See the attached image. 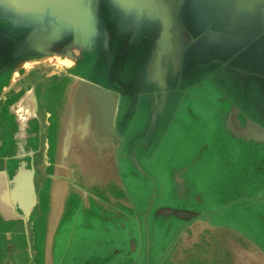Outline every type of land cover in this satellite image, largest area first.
<instances>
[{"label":"water","instance_id":"95a60500","mask_svg":"<svg viewBox=\"0 0 264 264\" xmlns=\"http://www.w3.org/2000/svg\"><path fill=\"white\" fill-rule=\"evenodd\" d=\"M42 65L0 200L34 264H264V0H0V95Z\"/></svg>","mask_w":264,"mask_h":264},{"label":"flooded vegetation","instance_id":"af4514ba","mask_svg":"<svg viewBox=\"0 0 264 264\" xmlns=\"http://www.w3.org/2000/svg\"><path fill=\"white\" fill-rule=\"evenodd\" d=\"M37 76L38 71H32L26 77H34L35 80L27 82L21 79L17 88L18 83L0 96V200L4 195L6 179L11 178L20 161H26L27 167L30 164L40 167L43 163L41 149L46 125L43 116L33 117L22 123L18 122L9 109L22 94L25 85L40 83L46 78L44 75ZM31 238L29 223L14 216L10 208H5L4 212L0 210V264H15L16 257L19 258L27 249H30L31 262Z\"/></svg>","mask_w":264,"mask_h":264},{"label":"rangeland","instance_id":"374dc122","mask_svg":"<svg viewBox=\"0 0 264 264\" xmlns=\"http://www.w3.org/2000/svg\"><path fill=\"white\" fill-rule=\"evenodd\" d=\"M128 67H131V66H128ZM62 70L59 68V67H55V66H41L39 67L38 69V76L42 77L43 75L45 74H50V73H59L61 72ZM37 76V77H38ZM36 77V78H37ZM35 80L34 77H26L24 78L22 81H27V82H30V81H33ZM19 84V83H18ZM17 84V85H18ZM193 107L195 108H200L202 110V114L204 115V110L203 108H201L202 106L201 105H198V103H194ZM188 123V128L192 127L191 130H194L196 131L197 128H201L202 125H198L197 123L191 121V120H188L186 121ZM187 136L185 134V132H180V131H176L175 132V142L179 141V142H182L184 140H186ZM173 147L175 148V144L173 145ZM241 219V218H240ZM243 219V218H242ZM238 220L236 223L240 224L241 226H244V222L243 220ZM97 234H95L94 232L91 234L90 232L89 233H85L83 234V237L85 239H87L89 236H91L92 238L96 237ZM57 252H58V248H59V245H62V240L61 239H58V243H57ZM29 252H30V249H27L26 252H24L19 258L16 257V259L14 260L15 261V264H34V262H36L38 259H34V257L32 256L31 258V262L29 260L30 256H29ZM81 259V258H79ZM69 264V263H68Z\"/></svg>","mask_w":264,"mask_h":264},{"label":"crops","instance_id":"0c3cea01","mask_svg":"<svg viewBox=\"0 0 264 264\" xmlns=\"http://www.w3.org/2000/svg\"><path fill=\"white\" fill-rule=\"evenodd\" d=\"M42 66H48V65H42ZM39 67H41V66H39ZM39 67H37V68H33V69H29L28 71H27V73L26 74H24L21 78H19L18 80H16L14 83H12L7 89H5L4 91H3V93L1 94V95H3L7 90H9L11 87H15V84H17L18 82H19V80H21V79H24V77H26L28 74H30L32 71H38V69H39ZM55 67H59L61 70H62V68L60 67V66H55ZM62 73V71L61 72H59V73H50V74H45L44 76L45 77H49V76H52V75H60ZM39 74V73H38ZM38 83H33V82H31V84H29V86L31 87V86H35V85H37ZM19 85V84H18ZM18 85L16 86V88L18 87ZM0 95V96H1ZM43 118H44V116H43ZM44 122H45V118H44ZM45 129V128H44ZM43 137H44V132H43ZM43 149H44V143L42 144V151H43ZM41 151V152H42ZM202 261H204L203 260V258H201V253L198 251V254L197 255H191V256H189V255H187V257H186V264H202Z\"/></svg>","mask_w":264,"mask_h":264}]
</instances>
